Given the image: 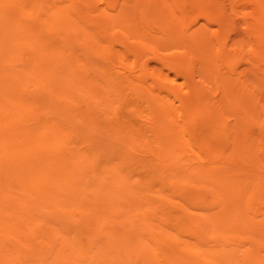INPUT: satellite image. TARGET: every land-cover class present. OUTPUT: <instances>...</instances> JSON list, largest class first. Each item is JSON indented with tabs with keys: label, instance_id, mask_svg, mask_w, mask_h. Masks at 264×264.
<instances>
[{
	"label": "bare ground",
	"instance_id": "obj_1",
	"mask_svg": "<svg viewBox=\"0 0 264 264\" xmlns=\"http://www.w3.org/2000/svg\"><path fill=\"white\" fill-rule=\"evenodd\" d=\"M0 264H264V0H0Z\"/></svg>",
	"mask_w": 264,
	"mask_h": 264
}]
</instances>
